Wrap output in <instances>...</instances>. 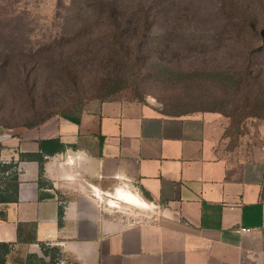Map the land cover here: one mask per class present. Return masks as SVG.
<instances>
[{
	"label": "crops",
	"instance_id": "1",
	"mask_svg": "<svg viewBox=\"0 0 264 264\" xmlns=\"http://www.w3.org/2000/svg\"><path fill=\"white\" fill-rule=\"evenodd\" d=\"M78 116L3 140V162L42 140L65 145L41 174L18 164L17 201L0 221V241H20L12 257H43L35 239L59 249L58 264H264V156L224 151L219 114L112 100ZM123 194L158 214L124 219L108 205Z\"/></svg>",
	"mask_w": 264,
	"mask_h": 264
},
{
	"label": "rangeland",
	"instance_id": "2",
	"mask_svg": "<svg viewBox=\"0 0 264 264\" xmlns=\"http://www.w3.org/2000/svg\"><path fill=\"white\" fill-rule=\"evenodd\" d=\"M18 1L17 8L27 6L33 16H5L10 7L1 3L0 28L39 19L40 25L46 26L33 32L34 41L50 34L54 13L64 16L63 8L79 4L78 0ZM166 2L173 9L172 19H157L146 36L131 33L126 37L129 45L135 46L127 56L104 53L90 58L93 56L77 52L64 70L36 67L31 75L33 90L28 96L4 93L0 99V161L3 140L34 129L28 125L38 118L36 114L44 113L47 119L62 118L112 100L150 104L170 114L217 113L223 121L219 146L224 151L264 156V0ZM252 26L256 35L249 31ZM164 30L167 32L162 33ZM78 41L67 45L75 50V44L83 49L81 46L89 41L110 43L98 34L82 35ZM246 65L259 71L258 91L237 83ZM250 94H255V100L249 99ZM111 201L110 208L126 220L151 212L118 199Z\"/></svg>",
	"mask_w": 264,
	"mask_h": 264
},
{
	"label": "trees",
	"instance_id": "3",
	"mask_svg": "<svg viewBox=\"0 0 264 264\" xmlns=\"http://www.w3.org/2000/svg\"><path fill=\"white\" fill-rule=\"evenodd\" d=\"M19 2L18 0H15V2L0 0V4L10 7L9 12H5V16L21 13L33 16L34 12L28 11L27 6L22 9L17 8L18 5L16 4H19ZM78 3L76 7L72 3L74 8H63L64 16L54 13L50 29L53 33L49 30L50 34H44L39 41L32 40L34 38L32 37L33 32L35 30L41 31L42 27L45 28L46 26L40 25L39 19H31L30 22L26 20L23 25L17 24L13 27L0 28V99L7 91L15 92L18 96L23 94L28 96L33 90L31 75L35 72L36 67L39 65L52 66L60 71L64 70L69 65V61L75 59L77 52L80 55L93 56L90 58H97V56L104 53L107 56H127L131 50L134 51L135 46L129 45L126 37H129L131 33L146 36L157 19L162 17L172 19L170 15L173 9L166 0H127L126 2L124 0H78ZM58 10L61 11V8ZM20 28H23V34L18 32ZM249 31L253 35L257 33L253 26L250 27ZM261 31H264V28ZM161 32L166 33L167 31ZM96 34L106 36L110 43L104 45L102 42L89 41L85 45L81 43L83 49L75 44V50L67 45L68 43L73 45L80 42L78 39L82 35L92 36ZM135 51H137V48ZM134 60L137 59L134 58ZM241 70L244 74L238 78L239 87L245 84L251 86L252 89L254 87V90L258 91L256 86L261 80L258 79L256 73L259 71L254 67L249 68L247 65ZM248 97L252 100L256 98L255 94H250ZM36 115L38 118L30 122L28 127H37L48 120L47 115L44 113ZM78 115L64 114L62 118L78 123ZM38 146V153L20 154L17 161H0V221L5 219V212L1 206L17 201L19 162H38L41 174L44 156L65 149V145L57 139L39 141ZM58 215L61 219L62 208L59 209ZM18 242L6 243L0 241V264H58L60 259L59 249L47 247L43 243L36 242L35 239L30 243L39 245L43 257L33 253L23 257H12L11 252ZM9 256L10 261L8 260ZM45 257L47 261L44 259Z\"/></svg>",
	"mask_w": 264,
	"mask_h": 264
},
{
	"label": "bare ground",
	"instance_id": "4",
	"mask_svg": "<svg viewBox=\"0 0 264 264\" xmlns=\"http://www.w3.org/2000/svg\"><path fill=\"white\" fill-rule=\"evenodd\" d=\"M121 199L125 201V203H130L134 206L141 207L140 201L131 194H123L121 195Z\"/></svg>",
	"mask_w": 264,
	"mask_h": 264
},
{
	"label": "built area",
	"instance_id": "5",
	"mask_svg": "<svg viewBox=\"0 0 264 264\" xmlns=\"http://www.w3.org/2000/svg\"><path fill=\"white\" fill-rule=\"evenodd\" d=\"M148 210H150L151 212H153L154 214H158V210H157V207H153V206H148L147 207ZM241 231H247L246 229H242Z\"/></svg>",
	"mask_w": 264,
	"mask_h": 264
}]
</instances>
